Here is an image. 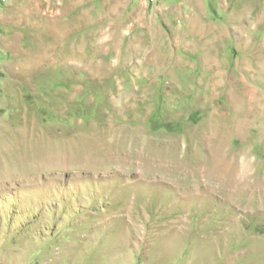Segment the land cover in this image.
<instances>
[{
    "label": "rangeland",
    "instance_id": "obj_1",
    "mask_svg": "<svg viewBox=\"0 0 264 264\" xmlns=\"http://www.w3.org/2000/svg\"><path fill=\"white\" fill-rule=\"evenodd\" d=\"M0 264H264V0H0Z\"/></svg>",
    "mask_w": 264,
    "mask_h": 264
}]
</instances>
